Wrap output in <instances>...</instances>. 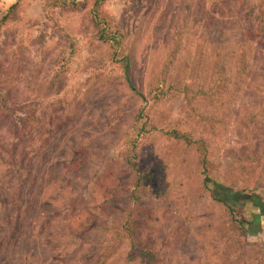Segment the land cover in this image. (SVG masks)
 <instances>
[{
	"label": "rangeland",
	"instance_id": "rangeland-1",
	"mask_svg": "<svg viewBox=\"0 0 264 264\" xmlns=\"http://www.w3.org/2000/svg\"><path fill=\"white\" fill-rule=\"evenodd\" d=\"M54 1L0 0V264H264V0H105L132 90Z\"/></svg>",
	"mask_w": 264,
	"mask_h": 264
},
{
	"label": "trees",
	"instance_id": "trees-1",
	"mask_svg": "<svg viewBox=\"0 0 264 264\" xmlns=\"http://www.w3.org/2000/svg\"><path fill=\"white\" fill-rule=\"evenodd\" d=\"M85 3H88L89 8V19L92 22V25L94 26L96 37L101 42L108 45V47L111 50V58L117 62L122 71H123V79L126 85L129 87V89L132 90V81L130 79L131 71L132 70V59L131 56L126 52V45H125V38L126 35L123 31V29L120 27L119 24H117L114 21V18L108 15L104 9L103 5L105 3V0H55L54 4L58 7H60L63 10H71V11H77L80 9ZM15 7V3L12 4L10 7H8V12L11 11L12 8ZM8 18V14L5 13L2 17ZM159 97L155 96L154 101H158ZM175 137H181L182 135H178L176 132L173 133ZM184 138V137H183ZM136 140L132 141V148L133 149L136 146ZM138 157L137 153H133L130 155L129 159H126V163L129 165V167L132 170V174L134 177V190H137L141 183H142V174L140 171V168L136 164V159ZM206 151L203 149L200 153V166L202 168L203 173V180L204 182H210L211 180L207 176V168H206ZM131 198H135V192L131 193ZM224 202V201H223ZM226 204V202H224ZM230 208V209H229ZM228 210L231 211L232 208L229 207ZM19 216V215H18ZM77 219L81 220V216H76V219L73 220V222L70 224V229L76 230V221ZM23 222L21 221L19 223V226L17 227V231L20 235H17V240L21 241L22 237V230ZM12 226L11 224L8 226V229L11 230ZM121 236L123 238H131L132 242L135 241V234L131 225V222L126 219L124 224L121 226ZM138 241V240H137ZM131 245L134 246L132 243ZM133 248V247H132ZM132 252H134V255L139 258V261L142 262L141 258H144L148 254V252L145 249H139L138 252L135 251V248L132 249ZM149 264H156L153 261V255H149L148 257ZM31 260V257L23 256L20 258V261H24L25 263L27 261ZM55 260H59V257H56ZM52 261V257H49V259H45V262ZM45 264V263H42Z\"/></svg>",
	"mask_w": 264,
	"mask_h": 264
}]
</instances>
